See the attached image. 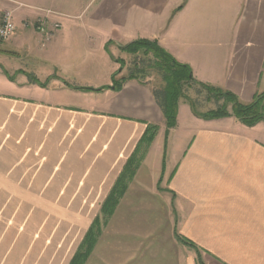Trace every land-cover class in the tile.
<instances>
[{
    "label": "crops",
    "instance_id": "0c3cea01",
    "mask_svg": "<svg viewBox=\"0 0 264 264\" xmlns=\"http://www.w3.org/2000/svg\"><path fill=\"white\" fill-rule=\"evenodd\" d=\"M41 9L64 17L49 41L27 24ZM5 10L17 32L0 39V264H70L149 125L157 134L85 264H198L177 234L205 264H264V119L204 117L232 112L220 92L264 93V0H0V21ZM137 39L188 65L208 105L182 96L168 129L146 79L72 87L112 85L111 48L133 56L120 46ZM19 49L42 53L33 77L46 86L16 67Z\"/></svg>",
    "mask_w": 264,
    "mask_h": 264
},
{
    "label": "trees",
    "instance_id": "16d2710c",
    "mask_svg": "<svg viewBox=\"0 0 264 264\" xmlns=\"http://www.w3.org/2000/svg\"><path fill=\"white\" fill-rule=\"evenodd\" d=\"M183 6L184 4L177 10H180ZM120 49L137 57L133 65V69L130 71L128 76L118 78L117 75L121 72L120 70L113 73L112 85H107L102 88L72 87L75 89L89 91L102 90L104 88H112L114 86L115 89L119 90L122 88L124 81L128 78H140L141 80H144L150 77L154 71L161 79V84L154 87L156 98L165 114L167 128L169 129L174 127L177 122L178 102L184 94V86L189 81L194 79L192 69L188 65L179 62L172 54H170L154 40L137 39L125 45H121ZM123 66L124 62H122V68ZM31 78L33 81L43 86H46L49 82V78L45 81H40L35 77ZM220 94L225 95L229 99V102L232 103V112L223 108L204 114L205 118H218L232 114L249 126H253L264 119V112L262 110V99L264 97V93L257 95L250 103H243L239 101L237 97L229 92H220ZM157 131L158 127L155 125H149L147 127V130L142 136L135 152L128 159L121 175L103 203L100 211L101 213L94 219L70 264H85L89 258L102 232L103 225L114 213L120 197L127 189L128 181L132 178L136 165L139 162L138 153L140 148L142 145L151 144L157 134ZM177 239L183 244L196 249L198 254V264H205L200 255L199 249H197L193 242L178 234Z\"/></svg>",
    "mask_w": 264,
    "mask_h": 264
},
{
    "label": "rangeland",
    "instance_id": "374dc122",
    "mask_svg": "<svg viewBox=\"0 0 264 264\" xmlns=\"http://www.w3.org/2000/svg\"><path fill=\"white\" fill-rule=\"evenodd\" d=\"M12 11V10H11ZM4 12V11H3ZM14 13V12H13ZM3 14V13H2ZM43 18L44 20H46V23H47V29L50 30L51 34L49 38H45V35L43 33H40L41 35H43V37L45 38V41H49L51 40L57 30L61 29V27L63 26V15L60 14L59 12H55L53 10H50V9H41L39 11V14L37 16V18L35 20H30L27 22V24H32L33 22L36 24V22L39 20V18ZM15 16H14V21L16 22L15 20ZM1 20H2V17H1ZM1 22V21H0ZM55 22H59L61 25L60 27H55L53 24ZM53 23V24H52ZM34 28V27H33ZM17 32V31H16ZM43 49V48H42ZM20 51L17 53L19 55H16V67L17 68H23L24 71H26V76L31 78L33 77V75H35V73H38L40 75V73H44L42 71L39 70V66L35 63H33V59L31 60L32 57H37V56H41L40 52H32V55L30 53L26 54L22 49H19ZM22 50V51H21ZM39 50H41V48L39 47ZM111 52L113 53H116V56H115V59H118L120 60V63L118 65V68L116 71H120L122 69V60L125 61V64H126V69H123V72L121 71L118 75H120L121 73H124V75H129L130 71L133 69V65H134V62L135 60L137 59V57L135 55L133 56H128L126 58H121L124 53L123 52H118L111 48ZM118 53V54H117ZM32 56V57H31ZM115 71V72H116ZM59 72V71H58ZM15 74H13V77H16L18 79L19 75L17 72H14ZM117 75V77H118ZM36 78V76H34ZM78 78V80H70L71 83H73L74 85H77V83H84L85 82V79L81 76H76ZM123 76L120 75V77L118 78H122ZM48 80V78L46 79ZM146 80H148V82L150 83L151 86H154V87H157L159 84H161V79L160 77L153 71L152 72V75L148 78H146ZM78 81V82H77ZM200 89V88H199ZM80 90V89H78ZM183 96H186L194 105V107L196 109H204L203 107H206L207 102H206V96H207V93L204 91H198L197 90V87H193L192 89L189 88V86H187V84L184 86V94ZM163 139H164V136H163ZM101 213V212H100ZM99 213V214H100ZM103 230V229H102ZM147 259H150L149 257H146L145 260Z\"/></svg>",
    "mask_w": 264,
    "mask_h": 264
},
{
    "label": "built area",
    "instance_id": "2783aa9c",
    "mask_svg": "<svg viewBox=\"0 0 264 264\" xmlns=\"http://www.w3.org/2000/svg\"><path fill=\"white\" fill-rule=\"evenodd\" d=\"M46 25H47L46 20H44L42 17L39 18L36 24L34 22L32 23V26L36 28L38 32L43 33L45 35V38H49L50 35L52 34L50 30L47 29ZM53 25L55 27H60L61 24L59 22H55ZM16 31H17V24L14 21L13 11L5 10L2 14V20L0 22V39L8 40L12 36H14Z\"/></svg>",
    "mask_w": 264,
    "mask_h": 264
},
{
    "label": "water",
    "instance_id": "95a60500",
    "mask_svg": "<svg viewBox=\"0 0 264 264\" xmlns=\"http://www.w3.org/2000/svg\"><path fill=\"white\" fill-rule=\"evenodd\" d=\"M112 88H115L114 86Z\"/></svg>",
    "mask_w": 264,
    "mask_h": 264
}]
</instances>
